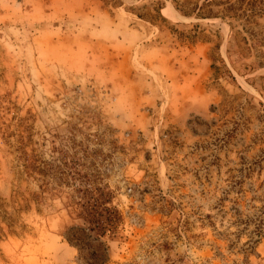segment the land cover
<instances>
[{
    "label": "rangeland",
    "instance_id": "374dc122",
    "mask_svg": "<svg viewBox=\"0 0 264 264\" xmlns=\"http://www.w3.org/2000/svg\"><path fill=\"white\" fill-rule=\"evenodd\" d=\"M256 1L0 0V264H264Z\"/></svg>",
    "mask_w": 264,
    "mask_h": 264
},
{
    "label": "trees",
    "instance_id": "16d2710c",
    "mask_svg": "<svg viewBox=\"0 0 264 264\" xmlns=\"http://www.w3.org/2000/svg\"><path fill=\"white\" fill-rule=\"evenodd\" d=\"M173 3V8L184 17H189L191 15L196 19H208V18H219L220 20L226 21L229 19L239 20L242 19L241 24H248L250 20L255 15L262 12V8L258 7L256 0H202L201 4L193 3L191 7H178L176 0H171ZM185 3H189V0H184ZM211 6H221L220 9L212 10ZM229 25V31L232 32L234 29L233 23L227 21ZM197 26V24H195ZM190 39L194 38V35L189 36ZM233 41L228 38L227 47L225 50L226 58L228 63L236 70L238 75L244 74V64L240 63V53L238 51L232 50ZM220 63L224 67V71L227 73L228 78L233 81V76L230 71L226 68L225 63L220 59ZM246 82L250 85H254L253 78H246ZM255 87V86H254ZM264 94V87L261 88ZM99 226H97L98 228Z\"/></svg>",
    "mask_w": 264,
    "mask_h": 264
}]
</instances>
